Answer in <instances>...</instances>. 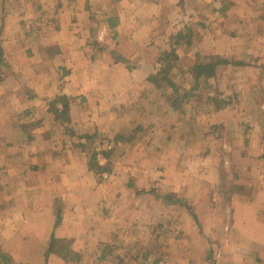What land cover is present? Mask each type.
<instances>
[{"label":"crops","instance_id":"0c3cea01","mask_svg":"<svg viewBox=\"0 0 264 264\" xmlns=\"http://www.w3.org/2000/svg\"><path fill=\"white\" fill-rule=\"evenodd\" d=\"M55 1L62 6H55L54 0H25L31 3L33 11L44 5L51 14L56 10L61 14L55 37L61 43V54L54 58L58 59V69L54 70L51 62L42 70L39 62L21 71L15 65L14 70H18L15 72L36 96L25 98L26 93L17 87L14 74L6 77L9 89L1 98L5 95L10 100L8 107L12 110L29 108L32 120L42 123L34 130V141L47 146L50 138H57L50 134L53 120L49 121L47 101L58 94H67L73 98L70 105L73 125L87 132L97 131L113 141L116 149L122 147V151L112 161L115 173L108 179L101 169L90 170L85 152L72 149L71 145L58 154L47 150L36 156L41 157L38 169L14 171L12 178L4 172L0 187L12 191L9 199L13 200L0 211L1 249L25 264H264V0H227L225 15L213 8L210 12L213 21L207 15L206 27L210 30L206 39L197 44L203 53L247 63L229 64L218 70L220 90L228 99L237 94L238 100L215 109L211 105L213 112L208 111L210 124L221 125L226 135L229 132V136H235L227 144L223 138L219 142L216 135L209 134L210 154L220 144L229 145L240 181L251 190L232 194L229 199L220 192L218 168L199 163L188 168L187 163L185 167L180 164L181 159L191 155L197 160L202 146L196 141L197 136L188 142V133L180 131L181 112L168 104L163 92L156 96V88L149 81L155 74V57L161 47H166L167 39L163 41L160 35L142 43L140 48L133 42L134 34L154 22L155 16L146 9L149 6L146 1L125 0L127 3L120 1L118 5L104 7L100 0ZM160 1L166 13L178 12V0ZM217 1L200 0V4L206 8L214 2L218 9L216 3L222 0ZM6 2L0 0L2 14L9 11ZM9 12L10 16L16 15L17 8ZM39 17V21L48 22L42 13ZM6 25L15 29L9 16ZM102 28L108 33L102 40L107 50H116L137 67L130 68L116 61L108 51L96 48L93 40ZM55 75L61 80L53 79ZM1 114L2 109L0 117ZM141 125L146 127L142 136H130L133 140L127 141L123 134H135L134 130ZM151 128L158 130L159 138L153 135L157 140L148 143ZM101 157L100 163L105 164L106 158ZM128 176L140 189L153 184L184 195L203 229L187 211L183 213L179 207L136 193ZM59 198L64 207L63 220L54 228V201ZM167 219L168 223H176V229L169 241L159 243L156 262L148 257L125 263L113 256L121 251L143 254L150 239L160 237L151 224L161 223L166 228ZM52 234L74 239V248L83 255L82 260L67 262L55 254L46 259ZM214 241L218 246L211 244ZM105 250L112 254L102 258Z\"/></svg>","mask_w":264,"mask_h":264},{"label":"rangeland","instance_id":"374dc122","mask_svg":"<svg viewBox=\"0 0 264 264\" xmlns=\"http://www.w3.org/2000/svg\"><path fill=\"white\" fill-rule=\"evenodd\" d=\"M6 4H8V10L11 11L12 8H17L16 15L13 14L12 20H10V12L6 13H0V44L5 47L6 49V58L9 61V63L12 64L13 68L16 65V69H25L26 66L31 65L32 63L39 62L38 64H41L40 69H45L49 67V62H51L54 70H57V62L58 59H54L55 56H60L61 54V43L59 40H56L55 37H57V30H58V23H59V17L61 14L58 15V12L54 14H51L52 12H49L45 6H40L42 9H37L35 11L32 10L33 6H31V3L25 2V0H6ZM125 1V0H100V4L102 3V6L110 5H118V2ZM143 2V0H140ZM146 5H149L147 10H149L151 13L154 14V22L150 23L138 31L136 34L133 35V41L134 44L138 46H141L142 43L146 41H152V39H157L160 35L165 41L166 39V51H170L172 49V46L168 45L169 37L171 35L176 34L181 29L190 28L191 33L193 34V46L187 47L185 43H182L181 45L175 46L174 52L170 56V60L174 61L176 67L177 76L175 78V82L179 86L178 92L174 94L171 88H168L165 93L162 91V89L156 87V96L162 95L161 92H163V98L170 104L172 107H174L175 110L180 111L179 113L180 119H182V127H180V131L182 134L185 135V133H188L186 135V138L188 142H190V139H192V136H197L196 141L201 144L202 148L199 153L198 162L195 159L194 155H191V157H184L181 159V166L185 167V163L188 164L186 167H191L194 164L196 165L199 163V165H209L213 166L216 169L224 170V181H225V188L222 190V186L220 185V192L224 195L226 199H229L232 194H235L232 192L233 189L238 192H243L244 194L250 190V186H247V184L240 181V171L238 170L237 163L234 162L231 151L232 148L227 145L230 142V139L235 140V136H229L226 135L225 127L218 125V124H210L211 120H209L208 111H211L212 104L209 103V97H219L220 99H225V101H231L233 102L234 99L238 100V95L233 94L228 99V95L224 96V93L220 90L219 84L220 81L217 78L209 80V83L204 84L203 81L196 82V78L194 74L191 73L190 67L194 63L195 55L194 51L197 49V44L202 43L203 40L206 39V34L210 30V27H206V22L208 21L207 15H210V21H213L211 18L213 16L212 12L213 8H215L214 2H212L210 6H207L206 8L203 7L200 4V0H178V12H168L164 11L161 1L160 0H145ZM208 0H205V2ZM215 2H218L217 0H214ZM127 3V1H125ZM221 3V2H220ZM11 6V9L9 7ZM41 5V4H39ZM54 5L57 7H61L62 3L59 1L54 0ZM216 5L221 6V4L216 3ZM141 6V5H140ZM28 7V8H27ZM22 9V10H20ZM45 9V10H44ZM46 11L49 13L46 15ZM42 13L43 19L48 20L47 23H44L43 20L39 21V15ZM44 13V14H43ZM210 13V14H208ZM9 16L10 23H13L15 25V29L12 28V30L7 28L6 20ZM15 17V18H14ZM95 19V17H93ZM101 19V18H100ZM99 21L101 22L102 19ZM53 21L54 23H51ZM50 22V23H49ZM102 27V25H100ZM100 27V28H101ZM103 29V28H102ZM101 29V30H102ZM108 33L105 34V37H107ZM104 37V39H105ZM99 39V38H98ZM102 39V40H104ZM102 41L101 39H99ZM103 42V41H102ZM50 58V59H49ZM49 59V60H48ZM55 61H54V60ZM60 59V57H59ZM158 64L164 65L161 62H157L154 66V72L157 68ZM237 66V65H235ZM57 68V69H56ZM262 68V67H261ZM15 69V70H16ZM16 70V71H18ZM264 71V66L262 68ZM21 71V70H20ZM156 73V72H155ZM219 73V72H218ZM263 73V72H262ZM17 75L20 76V74L17 73ZM18 76V77H19ZM17 79V87L22 90V82L19 78ZM22 78V77H21ZM23 79V78H22ZM56 81L61 80L60 76L55 75L53 78ZM25 81V79H23ZM47 79H42V81H46ZM26 82V81H25ZM198 83V84H197ZM22 85V86H21ZM61 85V83L59 84ZM9 89L8 84L5 82L3 85L0 86V110L2 109V114L0 117V179L3 177L4 172L8 174L7 176H12L14 171L15 173H19L20 170L26 168V166L29 163H38L40 166L41 164L38 162L40 160L39 154L44 153L45 151L49 150V152H52L53 155L56 153L64 152L68 145H71L72 149L74 148V144L80 141L78 136H80L82 133H87V131H84L83 127L73 125V123L70 124V127H73V130L71 131L72 134H69L66 132V129L62 127L60 124H55L54 122L49 125L50 131L52 134V138L54 135L57 136L56 140L50 138V142L45 146L43 143H37L33 141H30L27 139L26 136L22 135L21 130H19V124L21 122H32L35 121L32 120L33 117L25 115L23 113V108H18L17 110H12L8 107V103L10 100L5 97L1 98L3 94H6V91ZM59 89V87H58ZM193 89H195L193 91ZM193 91V92H192ZM21 92V94H22ZM24 93V92H23ZM33 93V92H32ZM174 95V96H173ZM25 96V94H24ZM35 97L36 95L33 94ZM167 96L170 97V99L167 98ZM173 96V97H172ZM27 96H25L26 98ZM162 98V97H161ZM31 99V98H29ZM155 100V99H154ZM158 101V98H157ZM210 104V105H209ZM212 105V106H211ZM214 109L216 108L213 106ZM29 109V108H28ZM46 116L48 115L47 112L45 113ZM28 116V117H27ZM49 116V115H48ZM36 117V116H35ZM51 118L50 120L54 119V116L50 114ZM4 119V120H3ZM2 120L5 124H3ZM17 121V122H16ZM192 121V122H191ZM196 121V122H195ZM218 126L217 128H214V126ZM153 127H155L152 124ZM140 128L135 129V134H123L125 139L127 141H132L133 137L129 138L130 136L137 137V135L142 136V132L146 129L145 126H140ZM152 127V128H153ZM19 128V129H18ZM39 128V127H38ZM83 128V129H82ZM133 128V127H132ZM148 130V135L150 136V143L152 140H157L154 138L153 135H157L158 130L155 132L154 129ZM186 129L184 132L182 129ZM36 128H34L32 131L34 132ZM95 131H91L89 133H93ZM147 131H145L146 134ZM54 134V135H53ZM194 134V135H192ZM210 135H216L215 138L220 142V138H223V142H226L227 144L223 146L220 144V148L216 149L214 152H211L209 150V145L211 143V139L207 136ZM48 136V135H46ZM159 138V136L157 135ZM230 137V138H229ZM102 141L98 144V147L100 146L102 148L101 153L99 154L98 151V160L100 162V158L103 155V151H110V161H116L120 156L119 153L122 151L121 148H115V143L110 140H106L101 135ZM141 138V137H140ZM139 138V139H140ZM66 139H68L66 141ZM123 140V139H120ZM177 140V136H176ZM227 140V141H226ZM71 141V142H70ZM113 142V147L110 150H105L107 143ZM130 144V143H129ZM233 142L230 143V145ZM154 145V143H153ZM216 145H218L216 143ZM236 148V144H235ZM153 150V149H152ZM33 153V154H28ZM6 155H9L6 157ZM43 155V154H42ZM25 157H27L25 159ZM87 157V155H86ZM105 157V156H104ZM106 158V157H105ZM107 160V158H106ZM107 162V161H106ZM113 163V162H112ZM112 167V173L104 172L105 179H108L111 174L114 172V165ZM103 172V171H102ZM12 173V174H11ZM26 173V172H25ZM115 173V172H114ZM210 176H214V174H209ZM116 176V174H114ZM129 177V178H128ZM127 179L129 182L137 187V185L134 184L133 178L130 179V176H128ZM12 178V177H10ZM41 178V176H40ZM126 176L124 177V179ZM113 180L116 181V178L114 177ZM130 185V187H132ZM150 186H153V184H150ZM139 188V187H138ZM3 188H0V200L2 201V204H0V211H3V208L8 206L10 202H12L13 198L9 199L12 191H6L7 195L4 194ZM135 190V189H134ZM12 197V196H11ZM6 204V205H5ZM174 207H179L177 205H173ZM172 209H175V208ZM192 208V206H191ZM192 210L195 212L194 208ZM179 211L186 212L185 209L179 207ZM196 214V213H195ZM197 215V214H196ZM181 216V214H180ZM179 216V217H180ZM178 217V218H179ZM228 217V216H227ZM179 221L180 218H179ZM227 222V221H226ZM166 228H163L164 224L161 223H153L151 224V229H154V231H157L160 234V237H154V240L152 238L149 241V244L147 246V249H145V252L147 253V257L151 258V261H154L159 258V250L160 242L165 243L166 241H169L172 238V234L174 233V229H176V223H168V219L165 221ZM2 223L0 224V226ZM4 226V224H3ZM161 226V227H160ZM199 228L202 230V224L198 225ZM226 230V229H225ZM1 240V239H0ZM211 244L217 245V242H211ZM213 246V247H216ZM0 247L3 248L2 243L0 244ZM121 254L117 253L113 256L119 257L125 263H130L132 260H136V256L138 255L126 253L124 251L120 252ZM168 264H171L169 262Z\"/></svg>","mask_w":264,"mask_h":264},{"label":"trees","instance_id":"16d2710c","mask_svg":"<svg viewBox=\"0 0 264 264\" xmlns=\"http://www.w3.org/2000/svg\"><path fill=\"white\" fill-rule=\"evenodd\" d=\"M228 3L229 1L222 0L220 3L221 6L218 9L214 8L215 9L214 11L217 10L220 14L225 15L227 11L226 9L228 8ZM51 23L54 22L51 21ZM111 23L113 22H110V24ZM169 38H170L169 39L170 42L168 43V45L172 46V49L170 51L168 50L166 51L165 47H161L159 49L155 57V64L157 62H161L164 64V66L154 75H151L149 77V81L152 82L156 87L162 89L164 93L167 91L168 88H171L175 94L178 92L179 86L175 82V78L177 76V72L175 69L176 65L174 61L170 60V56L174 52L175 46L181 45L182 43H185L188 48L192 47L193 34L191 33V29L188 27L185 29H181L176 34L171 35ZM93 43L98 50L108 51V53L113 55L116 61L125 63L130 68L137 67L136 64L132 63L130 60L119 54L116 50H107L103 42L100 41L98 37H96L93 40ZM136 46L137 48H140L138 44ZM5 55H6V49L1 43L0 44V86L5 83L6 77L14 74H16L17 77L19 76L17 75V72H15L12 64L9 63ZM194 55H195V59L193 65L190 67V71L192 74H194L196 78V82L201 80L204 82V84L209 83V80L212 79L216 80L218 70L224 66H228L229 64L244 66L247 64L244 61H240L235 58L234 59L229 58L220 54L203 53L198 49L194 51ZM19 77L18 78L22 82L26 96L28 98L33 99L34 96L32 90L21 78V76ZM194 90L195 89H193V91ZM167 98L170 99L169 96H167ZM72 101H73L72 97L63 93L58 94L50 101H47L49 115L52 114L54 116L53 121H59L60 125L66 129V132L68 133L69 131V134H72L71 131L73 130V127H70V124L72 123V117L70 113V105ZM209 101L216 108H220L230 104L229 101H225V99H220L219 97L216 96L209 97ZM23 113L25 115L30 116L32 112L29 109H26L23 111ZM17 124H19L18 126L20 129L19 128L18 129L21 130L22 132L21 134L26 136L27 139L30 141L36 140V135L32 130L34 128H38L42 126V123H40L37 120L32 122H21V123L17 122ZM217 127H218L217 125L214 126V128ZM139 128L142 130L141 127ZM78 138L80 139V141L74 144V148L76 150L85 152V154L87 155L89 169L91 170V169L99 168L103 172L112 173L113 169L111 166H113V163L110 161V154H111L110 151H103V155L107 158V162L105 164H101L98 160L97 146L102 141L101 135L97 131L93 133L87 132V133H82L80 136H78ZM38 167H39L38 163H34V162L29 163L26 166L27 169L28 168L38 169ZM219 174H220V185L222 186V190H223V188H225V181L223 179L224 170L219 169ZM132 187L135 189L136 193L138 194L145 193L150 195L153 199L165 203L166 205H177L180 208L185 209L192 216L194 221H196V224L200 225L197 215L192 210L191 206L188 203L187 198L184 195L178 194L173 191L163 190L157 186H150V188L148 189H140L138 187H135L134 185H132ZM232 192L237 193L235 189H233ZM63 212H64V207L62 205L61 198L56 199L54 201V215H55L54 228H57L62 222ZM147 253L149 252H145L143 254L138 253V255L135 258L147 259L148 258ZM50 254H55L67 262H79L82 260L83 257V255L74 248V239L66 238V237L65 238L56 237L53 234L46 248V252H45L46 259L49 257ZM108 254H112V253L110 251L105 250L102 253V258H105ZM120 262H123V260L120 259ZM0 264H25V263L15 260L11 254L3 251L0 247Z\"/></svg>","mask_w":264,"mask_h":264},{"label":"built area","instance_id":"2783aa9c","mask_svg":"<svg viewBox=\"0 0 264 264\" xmlns=\"http://www.w3.org/2000/svg\"><path fill=\"white\" fill-rule=\"evenodd\" d=\"M106 33H107L106 29L103 28L102 30H100V32L98 34V38L101 40L104 39ZM163 66L164 65L158 64L157 68L155 69V72L159 71ZM112 147H113V143L109 142V143H107L105 150L106 149L110 150V149H112ZM97 150L99 151V154H100L102 151V148L99 146Z\"/></svg>","mask_w":264,"mask_h":264}]
</instances>
